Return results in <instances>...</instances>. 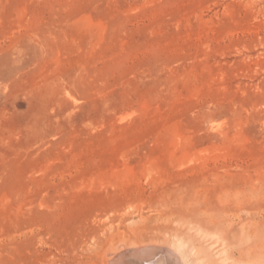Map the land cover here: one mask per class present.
Here are the masks:
<instances>
[{
	"label": "rangeland",
	"instance_id": "1",
	"mask_svg": "<svg viewBox=\"0 0 264 264\" xmlns=\"http://www.w3.org/2000/svg\"><path fill=\"white\" fill-rule=\"evenodd\" d=\"M150 246L264 264V0H0V264Z\"/></svg>",
	"mask_w": 264,
	"mask_h": 264
},
{
	"label": "bare ground",
	"instance_id": "2",
	"mask_svg": "<svg viewBox=\"0 0 264 264\" xmlns=\"http://www.w3.org/2000/svg\"><path fill=\"white\" fill-rule=\"evenodd\" d=\"M111 264H187V263L185 259L181 258L175 250L150 246V247H140L139 249H133L128 251L126 250L121 254H118V256L112 260Z\"/></svg>",
	"mask_w": 264,
	"mask_h": 264
}]
</instances>
